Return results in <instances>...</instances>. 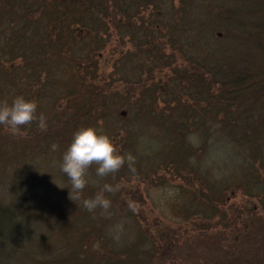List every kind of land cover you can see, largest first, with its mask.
Segmentation results:
<instances>
[{
	"label": "trees",
	"instance_id": "trees-1",
	"mask_svg": "<svg viewBox=\"0 0 264 264\" xmlns=\"http://www.w3.org/2000/svg\"><path fill=\"white\" fill-rule=\"evenodd\" d=\"M19 96L47 131L0 125V264H264V0H0V105ZM82 127L135 158L88 170L81 200L121 186L108 214L59 167Z\"/></svg>",
	"mask_w": 264,
	"mask_h": 264
},
{
	"label": "clouds",
	"instance_id": "clouds-1",
	"mask_svg": "<svg viewBox=\"0 0 264 264\" xmlns=\"http://www.w3.org/2000/svg\"><path fill=\"white\" fill-rule=\"evenodd\" d=\"M37 104L26 100L24 97H16L11 105L5 102L0 105V125H4L11 135L20 133L22 126L37 121L41 132L47 131L46 118L43 114L36 115ZM127 163L129 171L134 172L135 158L128 154L126 157L117 154V150L107 135L99 134L92 127H82L73 134V139L63 153L62 162L59 167L61 172L67 176L70 187L69 199L81 201V206L89 212L96 209L101 214H108L111 201L106 198L105 193H116L120 185L104 184L93 198L81 200V193L87 185L86 176L91 166H96V174L106 177L115 174ZM63 188V187H62ZM77 204V203H76ZM129 209L137 211L136 206L129 202Z\"/></svg>",
	"mask_w": 264,
	"mask_h": 264
},
{
	"label": "rangeland",
	"instance_id": "rangeland-1",
	"mask_svg": "<svg viewBox=\"0 0 264 264\" xmlns=\"http://www.w3.org/2000/svg\"><path fill=\"white\" fill-rule=\"evenodd\" d=\"M231 150L232 149L228 144H220V145H217L216 147H212L210 149V156H212V159L207 158V160L209 159L207 164L211 165V166L213 165L215 167L216 163L223 165L222 164L223 162L232 160L233 155H232ZM205 162H206V160H205ZM223 167H225V166H223ZM225 170H227V168L224 169V171ZM219 174L220 173H217V175H219ZM148 192L150 194L151 200L153 201L151 206L153 207L155 212H156L155 207H157L162 212L163 216H170V217L174 216L173 215V213H174L173 204H174L175 200L178 198L177 187L172 186V185H164V186H159V187H155V188H150ZM255 253H256V251L254 252V254ZM261 254H262V256H261L260 261H259V258L252 259V261L255 263H257V262L263 263L264 262V254L259 253V255H261Z\"/></svg>",
	"mask_w": 264,
	"mask_h": 264
}]
</instances>
